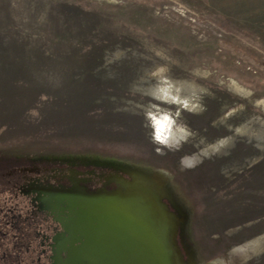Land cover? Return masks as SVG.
<instances>
[{
	"label": "rangeland",
	"instance_id": "374dc122",
	"mask_svg": "<svg viewBox=\"0 0 264 264\" xmlns=\"http://www.w3.org/2000/svg\"><path fill=\"white\" fill-rule=\"evenodd\" d=\"M40 161L170 175L186 262L264 264V0H0V264H45Z\"/></svg>",
	"mask_w": 264,
	"mask_h": 264
},
{
	"label": "water",
	"instance_id": "95a60500",
	"mask_svg": "<svg viewBox=\"0 0 264 264\" xmlns=\"http://www.w3.org/2000/svg\"><path fill=\"white\" fill-rule=\"evenodd\" d=\"M119 183L122 188L93 195L80 207L72 221L75 238L73 224H66L69 237L56 239L55 264H187L179 221L163 202L161 186L143 175Z\"/></svg>",
	"mask_w": 264,
	"mask_h": 264
},
{
	"label": "flooded vegetation",
	"instance_id": "af4514ba",
	"mask_svg": "<svg viewBox=\"0 0 264 264\" xmlns=\"http://www.w3.org/2000/svg\"><path fill=\"white\" fill-rule=\"evenodd\" d=\"M20 172L22 175L18 189L29 198L32 212L41 219L43 224L42 231L38 234L42 239L40 253L45 264L59 263L56 239L61 241L69 237V234L65 232L66 224L71 225L72 221L79 219L77 212L82 205L89 202L91 196L122 188L123 185L119 183L120 178L131 181L134 175L145 174L143 170L132 169V167L129 170L122 165L95 164L86 161H61L46 164L40 161L32 168H24ZM168 179L169 177L163 180L162 190L167 187ZM166 201L167 203L163 202L167 204L169 210L171 206L180 210V217L177 214L179 235L182 222L185 220V211L174 200ZM74 226L77 225L73 224L70 227L73 238L78 234ZM182 253L184 254L183 250Z\"/></svg>",
	"mask_w": 264,
	"mask_h": 264
},
{
	"label": "trees",
	"instance_id": "16d2710c",
	"mask_svg": "<svg viewBox=\"0 0 264 264\" xmlns=\"http://www.w3.org/2000/svg\"><path fill=\"white\" fill-rule=\"evenodd\" d=\"M133 168V167H132ZM134 169V168H133ZM145 172L146 173H148V175L149 176H153V175H156L158 172H160L159 170H152V171H148L147 172V170H145ZM171 182V176L169 175V179H168V185H167V187H166V190H167V192L171 195L172 193L171 192H174V189L170 186V183ZM171 197H172V195H171ZM172 200H173V197H172ZM179 204V203H178ZM183 211H185V210H183ZM188 213L185 211V220L183 221V222H185V223H187V221H188ZM182 222V223H183ZM184 224V223H183ZM185 225H187V224H185ZM183 228V227H182ZM184 233V232H183ZM191 254V253H190ZM194 257V256H193ZM193 257L191 256V255H189V258H191V260L193 259ZM187 264H197L196 263V261H195V259H194V262H193V260L191 261V263H189V262H186Z\"/></svg>",
	"mask_w": 264,
	"mask_h": 264
},
{
	"label": "crops",
	"instance_id": "0c3cea01",
	"mask_svg": "<svg viewBox=\"0 0 264 264\" xmlns=\"http://www.w3.org/2000/svg\"><path fill=\"white\" fill-rule=\"evenodd\" d=\"M264 222H260V229H259V232H257V233H255V234H253V235H244L245 237L244 238H246L247 237V240L248 239H253V238H255V236L258 234V235H262L263 237H261L260 238V240L259 241H261L260 243H262L263 241H264ZM263 225V226H262ZM255 235V236H254ZM264 243V242H263ZM261 245H255L254 247H260ZM251 247L250 246H247L246 247V245L245 246H243L241 249L243 250V251H246V253H248L249 252V249H250ZM242 251V252H243Z\"/></svg>",
	"mask_w": 264,
	"mask_h": 264
}]
</instances>
